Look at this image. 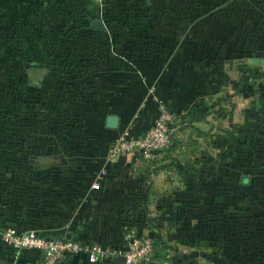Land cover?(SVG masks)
I'll return each instance as SVG.
<instances>
[{
  "label": "crops",
  "instance_id": "1",
  "mask_svg": "<svg viewBox=\"0 0 264 264\" xmlns=\"http://www.w3.org/2000/svg\"><path fill=\"white\" fill-rule=\"evenodd\" d=\"M112 1L116 0H0V94L6 75L13 71L16 79L9 85L13 115H0V227L12 223L83 242L122 243L127 231L152 234L157 226L168 254L192 263L198 260L196 248L201 245L193 231L200 233L210 217L204 216L208 196L204 187L210 179L194 172L202 165L204 144L219 143L217 135L226 116H217L215 110L224 111L225 100L234 102L237 85L234 80L224 81L220 63V68L208 72L203 68L191 77L187 72L185 103L177 101L180 92L174 86L179 82L183 86V81L171 77V70L174 75L182 66L174 63L180 50L176 17L169 19V29L160 31L154 22L160 24L162 19L147 14L144 24L132 32L119 28L117 16L108 14ZM95 18L104 28L92 27ZM203 26L193 25L185 35L188 44L192 42L186 47V70L197 72L198 54L210 52L215 43L212 28ZM13 49L18 52L15 56ZM27 51L37 63L23 61ZM153 98L165 100L174 113L170 132L176 146L152 158L133 152L108 161L107 149L122 127L131 125L141 133L155 119L158 106ZM133 100L138 106L131 111ZM110 113L119 117L116 128L105 125ZM6 116L14 118L9 131L2 127ZM37 117L44 124H30ZM12 134L13 157H3ZM20 135L29 152L25 158L18 154ZM42 141V149L50 152L37 156L34 150ZM3 166H10V173L1 175ZM241 175L240 184L252 185L251 175L248 182L246 178L242 182ZM216 178L214 182L227 181ZM237 197V202L242 201L241 194ZM251 197L249 208L239 205L224 212L233 215L237 231L249 232L248 254L241 251L243 236L239 239L238 234L239 255H253L250 258L257 262L264 257V196ZM45 202L60 208L44 211ZM149 213L155 221L146 218ZM34 256L17 253L0 239V259L5 264H28ZM60 264L90 263L81 252ZM101 264L124 261L117 256Z\"/></svg>",
  "mask_w": 264,
  "mask_h": 264
},
{
  "label": "rangeland",
  "instance_id": "2",
  "mask_svg": "<svg viewBox=\"0 0 264 264\" xmlns=\"http://www.w3.org/2000/svg\"><path fill=\"white\" fill-rule=\"evenodd\" d=\"M116 1H112L109 5L108 14H111L114 19L117 16L119 28H122V25L126 27L124 29H129L132 32L137 31L140 25L144 24L147 14H153L162 19L163 23L154 22L155 28L160 29V31L169 29V19H172L173 15L176 17L178 26L176 28L179 31L177 40L180 44V50L174 63L176 65L182 64V66L174 75V71L171 70V77L183 81V86L180 85L182 82L174 86L176 90L179 89L177 92H180V94L177 95V101L180 103L184 102L186 98L184 80L187 72H191V77L192 73L201 74L203 68H206V72H208V68L209 70L216 67L220 68L219 64L222 63L224 68L222 75L225 82H230V79L232 82L234 80L237 85L238 81L242 80L241 89L233 98L235 99L234 102L224 101L223 113L226 117L224 122L220 124L221 129L217 135L219 136V143L217 140L216 144L207 140L208 142L204 144V148L200 153L202 160L200 170L194 172L195 174L202 173L200 176L204 179H210V181H206L204 187L209 196L204 200V210H206L204 216H206V220L208 215L210 217L206 228L204 227L202 231H199L200 233L193 231L201 242V245L196 248L198 260L195 259L191 261L192 263L184 260V264H264V257L260 256L255 262L251 259L254 257L253 255L247 257L239 255V248L235 245V242L240 231H237V223L235 224V221H233V215L229 216L224 212L239 205L243 208H249L250 200L253 198L251 194L257 193L259 196H264V80L262 78L251 79L247 74L242 76L244 66L251 67L254 70H264V0ZM193 17L194 19H192ZM189 18L194 22H188ZM193 25H200L201 29H204L205 26L203 25H206V27L212 28L211 33L217 36L214 38L215 43H212L213 47L210 52L198 54L199 60L195 63L197 72L195 68V70H186L185 66L186 47L192 44V42L188 44L185 35L192 32L190 28ZM207 41L208 38H205V42ZM149 71L152 74L156 73L155 69ZM11 73L13 77V71ZM11 85L13 86V82H11ZM228 88L229 86L225 89ZM1 92L2 103L5 106L3 108L6 110L4 113L6 112L7 115L11 116L14 112L12 88L5 87L4 91ZM153 100L156 106L165 104L171 110L165 100L155 98ZM129 106L130 110L133 111L138 103L133 100L129 102ZM6 118L10 120L2 127L9 131L14 125V118L13 116L11 118L6 116ZM31 123L41 126L44 124V120L42 121L41 117H37L36 119L33 118L30 121ZM20 136L18 137V143L21 145L18 154L20 158H25L27 150L25 144L20 142L23 140L22 135ZM208 137V131H206V138ZM210 139L212 138L210 137ZM37 140L41 141L40 138ZM38 143H41L40 147L34 150L37 156L48 155L47 151L50 152V150L42 149V147H45L43 141ZM9 146V149L2 151L3 157H13V134ZM54 151L52 153L58 152ZM53 156L54 154L51 155V157ZM10 168V166H3L5 171H2V175L10 173ZM240 174L251 175L254 178L252 185L240 184L238 180ZM217 175L225 177L227 181L214 182V180H217ZM196 184H201V181ZM240 191L241 193H239ZM240 194L242 201L237 202V195ZM44 205L46 207H44V211H47L48 208H60L55 203L48 204V202H45ZM47 215L54 216L50 213ZM261 217H263V214H261ZM146 218H151L152 221L156 220L154 214L151 213ZM187 218L190 219L189 215ZM42 230L47 233L51 232ZM242 232L239 235V239L243 236L242 241L244 243L241 251L248 254L250 250L248 244L251 241L250 235L248 231H245L248 235L245 234L244 230ZM239 256L243 260H239Z\"/></svg>",
  "mask_w": 264,
  "mask_h": 264
},
{
  "label": "built area",
  "instance_id": "3",
  "mask_svg": "<svg viewBox=\"0 0 264 264\" xmlns=\"http://www.w3.org/2000/svg\"><path fill=\"white\" fill-rule=\"evenodd\" d=\"M173 119L174 113L169 107L159 104L155 119L143 132L136 133L129 125L119 130L107 149V160L113 162L133 152L146 158L154 157L169 145ZM0 239L17 253H34L28 264H60L68 256L81 252L90 264H101L117 256L122 257L124 264L146 261H152L153 264H184L174 260L168 253L154 258L152 237L133 231L126 232L122 243L83 242L73 237L47 233L34 226L22 227L11 223L0 227Z\"/></svg>",
  "mask_w": 264,
  "mask_h": 264
},
{
  "label": "trees",
  "instance_id": "4",
  "mask_svg": "<svg viewBox=\"0 0 264 264\" xmlns=\"http://www.w3.org/2000/svg\"><path fill=\"white\" fill-rule=\"evenodd\" d=\"M105 1H110V0H105ZM109 3V2H108ZM107 3V4H108ZM106 4V5H107ZM111 5V4H110ZM108 8H109V5H108ZM35 39L32 37L31 38V41H34ZM29 50V49H28ZM15 49H13V56H15V54H17L18 52H16ZM31 57V54H30V51H27L25 52L24 54H22V58H23V61L24 62H36L34 61L33 59H30ZM29 58V59H28ZM37 63V62H36ZM249 75L252 79H259V78H262L264 80V70H254L252 69L251 67H248V66H244L243 67V71H242V76L243 75ZM12 73L10 72L8 74V76L6 75L5 79L2 80V85L4 87H9V85H11V82H15V78H12ZM10 79V80H9ZM11 81V82H10ZM242 84V80H239L238 83H237V87H236V90H235V93L239 92L240 91V88H241V85ZM0 115L4 114V111H6L3 107L4 104L2 103V93L0 94ZM14 109V108H13ZM223 110H215V113L217 116H224L225 114L222 113ZM1 117V116H0ZM5 122H9L8 119H4ZM5 122L3 124H5ZM171 139H170V143L169 145L163 149L164 151H166V153H169L175 146H176V141L172 139V134H171ZM11 170V169H10ZM2 175V174H1ZM57 235H61V234H57ZM152 237L153 239V245H154V251H153V257L154 258H157V257H160V256H163L167 253V249H168V244L166 243V241L163 239L162 235H161V232L159 231V229L155 226H153V230H152V234H148ZM174 260H176L177 262H181L183 263L181 260H177L175 259L174 257H172ZM146 264H153L152 261H146Z\"/></svg>",
  "mask_w": 264,
  "mask_h": 264
},
{
  "label": "water",
  "instance_id": "5",
  "mask_svg": "<svg viewBox=\"0 0 264 264\" xmlns=\"http://www.w3.org/2000/svg\"><path fill=\"white\" fill-rule=\"evenodd\" d=\"M92 27L102 29L104 28L103 22L100 18H95L91 22ZM119 117L116 114H108L105 119V125L107 127L116 128L118 126ZM244 178H246V182L249 181L248 174H242L240 180L243 182ZM0 264H5L2 259H0Z\"/></svg>",
  "mask_w": 264,
  "mask_h": 264
}]
</instances>
